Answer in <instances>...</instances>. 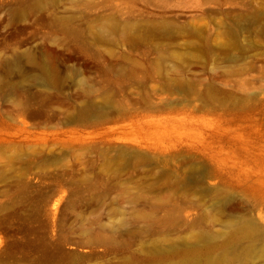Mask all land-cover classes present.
<instances>
[{
	"label": "rangeland",
	"instance_id": "1",
	"mask_svg": "<svg viewBox=\"0 0 264 264\" xmlns=\"http://www.w3.org/2000/svg\"><path fill=\"white\" fill-rule=\"evenodd\" d=\"M0 264H264V0H0Z\"/></svg>",
	"mask_w": 264,
	"mask_h": 264
},
{
	"label": "water",
	"instance_id": "2",
	"mask_svg": "<svg viewBox=\"0 0 264 264\" xmlns=\"http://www.w3.org/2000/svg\"><path fill=\"white\" fill-rule=\"evenodd\" d=\"M46 241L50 245L58 247L59 250L64 253H73V251L68 250L59 239H52L48 234L46 235Z\"/></svg>",
	"mask_w": 264,
	"mask_h": 264
},
{
	"label": "bare ground",
	"instance_id": "3",
	"mask_svg": "<svg viewBox=\"0 0 264 264\" xmlns=\"http://www.w3.org/2000/svg\"><path fill=\"white\" fill-rule=\"evenodd\" d=\"M34 116V115H33ZM35 116H36V114H35Z\"/></svg>",
	"mask_w": 264,
	"mask_h": 264
}]
</instances>
